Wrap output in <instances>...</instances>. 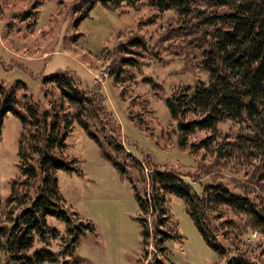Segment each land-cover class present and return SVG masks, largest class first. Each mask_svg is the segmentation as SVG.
Here are the masks:
<instances>
[{
    "label": "rangeland",
    "instance_id": "obj_1",
    "mask_svg": "<svg viewBox=\"0 0 264 264\" xmlns=\"http://www.w3.org/2000/svg\"><path fill=\"white\" fill-rule=\"evenodd\" d=\"M1 2L0 85L9 87L22 81L17 88L19 97L28 94L33 101L46 104L51 80L44 78L68 71L83 86L101 90L124 147L137 158L148 157L162 169L181 172L198 191L202 182L222 180L264 198L257 159L220 158L214 146L199 148L196 144L209 133L206 131L187 134L186 146L179 143L164 98L177 86L196 79L206 81L209 74L195 63L196 34L194 38L184 34L183 18L175 10L159 11L147 0L132 1L129 6L125 4L129 0H119L116 9L96 4L76 25L83 0ZM34 3H40L38 12L35 10L38 14L27 11L23 15ZM134 34L141 35L145 44L129 46L124 52L129 59L115 79L107 65L118 56L116 47ZM243 129L226 120L217 125L216 133L220 141H228ZM22 130L17 116H5L0 135V224L18 219L22 209L16 201L6 202L9 196L15 199L11 181L24 177L18 166ZM64 153L78 171L57 170L63 202L78 218L93 221L99 233L97 238L91 232L80 237L77 252L87 259L83 264H225L227 257L206 244L183 202L173 194L166 195L165 208L177 221V229L169 231L183 238L166 240L161 249L153 246L151 237L142 243L136 219L142 213L128 178L103 158L98 144L77 123L67 136ZM137 186L142 187L140 182ZM237 222L235 229L222 226L229 234L224 245L245 251L257 264H264V236L245 227L241 218ZM48 223L65 233L64 221L49 216ZM217 239L224 243L220 235Z\"/></svg>",
    "mask_w": 264,
    "mask_h": 264
},
{
    "label": "trees",
    "instance_id": "obj_2",
    "mask_svg": "<svg viewBox=\"0 0 264 264\" xmlns=\"http://www.w3.org/2000/svg\"><path fill=\"white\" fill-rule=\"evenodd\" d=\"M132 1L139 0L125 4L133 5ZM83 2L84 6L77 10L76 25L96 4L111 9L119 4V0ZM147 2L159 11L173 9L183 18L184 34H193V38L196 34L195 63L209 74L206 81L196 79L177 86L164 98L180 145L186 146L185 137L189 133L209 132L196 146L204 149L214 146L220 158L253 157L257 159L259 176L264 179V0ZM39 4L34 3L22 14L27 11L38 14L35 12ZM135 44L144 45V38L134 34L116 47L118 56L107 65L110 76L118 78L121 65L129 59L124 52ZM44 80H51L46 88V104L33 101L28 94L19 97L17 88L24 84L22 81L9 87L0 85V135L6 115L11 113L21 120L18 166L24 176L11 181L15 199L12 196L6 199L7 203L16 201L22 209L18 219L0 224L2 264L86 262L77 252L80 237L91 232L97 238L99 233L93 221L78 218L64 204L57 178L59 169L78 171L64 153L67 136L75 123L95 140L103 158L128 178L142 213L136 217L142 243L151 237L153 246L161 249L162 242L183 238L180 233L173 235L169 231L177 229V221L167 215L165 208L166 195L173 194L183 202L206 244L227 257L225 264H257L245 251L224 245L229 234L222 226L238 228L239 217L245 227L264 236V198L230 187L222 180L202 182L198 191L181 172L162 169L148 157L142 160L126 150L99 88L83 86L68 71H58ZM226 120L244 129L228 141H220L217 125ZM189 146L191 150L194 144ZM49 216L65 222L64 234L48 223ZM218 235L224 243L217 239ZM55 241L60 243L58 247L54 246ZM229 248L232 249L227 254Z\"/></svg>",
    "mask_w": 264,
    "mask_h": 264
},
{
    "label": "built area",
    "instance_id": "obj_3",
    "mask_svg": "<svg viewBox=\"0 0 264 264\" xmlns=\"http://www.w3.org/2000/svg\"><path fill=\"white\" fill-rule=\"evenodd\" d=\"M100 80H101V79H100ZM97 81H99V80H98V78L95 77V78H94V83H96Z\"/></svg>",
    "mask_w": 264,
    "mask_h": 264
}]
</instances>
